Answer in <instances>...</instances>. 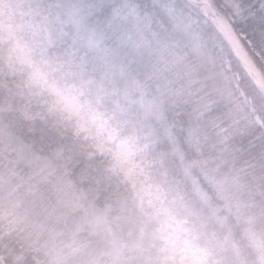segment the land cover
I'll return each mask as SVG.
<instances>
[{"label":"trees","instance_id":"16d2710c","mask_svg":"<svg viewBox=\"0 0 264 264\" xmlns=\"http://www.w3.org/2000/svg\"><path fill=\"white\" fill-rule=\"evenodd\" d=\"M7 8L19 45L0 26V264H264V91L248 70L264 85V0ZM27 54L132 146L154 207Z\"/></svg>","mask_w":264,"mask_h":264},{"label":"rangeland","instance_id":"374dc122","mask_svg":"<svg viewBox=\"0 0 264 264\" xmlns=\"http://www.w3.org/2000/svg\"><path fill=\"white\" fill-rule=\"evenodd\" d=\"M0 26L5 30L7 37L14 40L16 46V43L18 44L16 41L17 26L13 23L11 12L7 8V0H0ZM20 47L25 51L22 46ZM27 58L28 54L20 58V60L32 68L35 82L43 89L50 92L55 90L57 92V97H60L64 110L78 120L82 131H85L88 135L95 136L98 140V149L101 152L110 155L113 159L114 167L122 172L134 187L139 188L140 199L146 201L149 207H154L156 202L152 200L153 194L144 184L143 169L135 162L134 157L136 152L132 146L118 141L115 134L109 131L93 113H90L84 108V106L80 105L72 95L69 93H63L61 90L56 89L50 84L46 76L39 69L34 68ZM172 236H174V234ZM168 242L173 248L176 246L178 238L170 237ZM185 253V249L180 251V259L182 261L185 260ZM171 255H176V257H178V253L174 250H171Z\"/></svg>","mask_w":264,"mask_h":264},{"label":"water","instance_id":"95a60500","mask_svg":"<svg viewBox=\"0 0 264 264\" xmlns=\"http://www.w3.org/2000/svg\"><path fill=\"white\" fill-rule=\"evenodd\" d=\"M208 10L211 11V8H210L209 5H208ZM224 31H225V33L227 34V36H229V38L232 40L233 44L237 47L238 54H239V57L241 58V60H244V57H243V55H242V53H241V51H240V49H239V47H238V45H237V42L231 37V35L229 34L228 31H226L225 29H224ZM249 70H250V72H251L255 77L257 76V75H256V72H255L253 69L249 68ZM258 86H259L262 90H264V86H262V84H261V82H260L259 80H258Z\"/></svg>","mask_w":264,"mask_h":264}]
</instances>
